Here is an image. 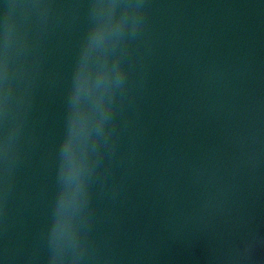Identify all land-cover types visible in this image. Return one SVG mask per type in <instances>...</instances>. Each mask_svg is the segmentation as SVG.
Returning a JSON list of instances; mask_svg holds the SVG:
<instances>
[{"label":"water","instance_id":"water-1","mask_svg":"<svg viewBox=\"0 0 264 264\" xmlns=\"http://www.w3.org/2000/svg\"><path fill=\"white\" fill-rule=\"evenodd\" d=\"M0 264H264V0H0Z\"/></svg>","mask_w":264,"mask_h":264}]
</instances>
